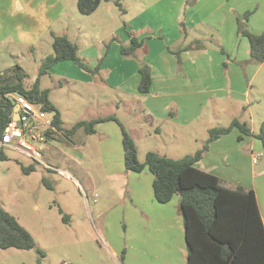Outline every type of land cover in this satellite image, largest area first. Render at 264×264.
<instances>
[{"label": "crops", "instance_id": "1", "mask_svg": "<svg viewBox=\"0 0 264 264\" xmlns=\"http://www.w3.org/2000/svg\"><path fill=\"white\" fill-rule=\"evenodd\" d=\"M111 1L119 12L110 6ZM120 2L121 7L116 0H103L95 12L78 18L83 23H77V18L66 16L69 14L66 0H0V72L17 64L21 66L16 59L21 56L18 47L34 53L38 43L47 36L53 40V34L66 35L78 45L79 56L89 70L66 60L55 64L40 78L41 88L50 90V99L60 110L64 130L80 120L116 115L134 138L139 155L140 144H154L152 139L158 143L147 151L169 157L173 156L171 152H181L187 144H194L187 155L202 148L208 139L209 129L214 127L207 121L211 111L214 116H228L230 124L240 105L247 104L245 108L251 118L247 122L257 132L254 107L260 110L264 104V62L250 61V42L238 32V17L251 12L248 28L254 33L263 32L264 0H196L192 4L187 0ZM210 27L216 35L208 31ZM73 28L85 38L88 47L82 49L79 37L72 33ZM133 37L143 42L142 47L137 56L126 57L122 46L130 45ZM209 38L217 42L221 52L207 46L205 40ZM238 41L244 46L243 53L236 50ZM187 46L191 47L186 49ZM177 51H180V63L174 53ZM49 54L41 55V64ZM140 61L151 67L152 85L148 93L139 91ZM45 77L52 79L53 88L46 85ZM32 84L25 82L27 88ZM65 89H71L78 96L67 100V108L84 112L70 127L64 121L60 98L56 97L65 96L62 92ZM81 99L87 102L84 104ZM122 111L133 123H126L121 117ZM110 122L118 124L115 120L100 122L95 133L99 125ZM120 131L122 135L121 127ZM106 132L105 128L101 129V133ZM78 133L89 135L83 129L69 137L61 132L56 135L71 143ZM240 134L234 128L211 142L197 166L217 175L225 186L254 190L264 223V163L259 159L254 162L257 153L259 158L264 156V143L251 135H243L239 140ZM1 147L11 148L0 143ZM51 147V158H54L58 151L54 150L55 146ZM49 150L43 149L45 154ZM131 196L144 216L153 219L154 214L153 220L159 221L154 245L162 238L163 244L157 246L159 250L153 246L151 252L167 255L176 248L186 262L180 196L175 195L172 201L163 204L168 205L166 208H158L149 200L150 194L141 196L132 192Z\"/></svg>", "mask_w": 264, "mask_h": 264}, {"label": "rangeland", "instance_id": "2", "mask_svg": "<svg viewBox=\"0 0 264 264\" xmlns=\"http://www.w3.org/2000/svg\"><path fill=\"white\" fill-rule=\"evenodd\" d=\"M76 1L66 0L69 6V14L66 16L70 15L73 19L77 18V23H83L78 19L83 18V15ZM112 3H109L110 6L119 12ZM249 13L250 18L253 14ZM208 29L216 35L215 29ZM72 33L76 35L74 37H79L77 40L82 49L88 47L79 31L73 28ZM244 40L247 42L246 37ZM205 41L209 48L221 52L214 39ZM225 46L229 49L228 45ZM37 47L34 53L23 46L18 47L21 56L16 59L28 73L25 80L28 83H34L39 75L41 55L53 53L51 37L42 39ZM236 50L238 53L244 52V46L239 41ZM51 80L45 77L46 85L53 88ZM62 92L65 96L55 95L60 98L64 121L70 127L84 112L77 110L76 113V109L67 108V100L78 96L71 89ZM81 102L85 104L87 100L81 99ZM245 106L247 104L240 105L235 117L250 123V113ZM260 108L254 107L256 131L261 119H264V104ZM51 114H47V119L51 118ZM208 116L207 121H211V126L229 124L230 118L225 114L214 116L211 111ZM121 117L126 123H133L123 111ZM98 128L94 134L78 133L71 143L57 133L45 142H37L28 137V141L35 147L50 149L47 154L44 153L46 164L12 148H4L6 157L0 159V207L16 216L31 232L36 246L33 249L0 248V264H186L185 258L180 256L176 248L167 255L151 252L153 246L155 249L163 244L162 238L159 243L156 240L154 245L159 221L153 220L154 214L153 219H149L139 211L132 200V192L140 193L141 196L152 195L149 200L154 201L158 208H166L168 205L155 199L154 175L148 168L140 173L126 169L119 125L110 122ZM104 128L107 134L101 133ZM146 143L140 144L141 162L145 161L148 147L158 142L152 139L154 144ZM51 146H55L57 149L54 150L58 151L54 158H51ZM193 147L194 144L189 143L181 152H171L172 157L181 158L192 151ZM256 155L259 157L258 153ZM259 161L263 164L264 156ZM31 165L35 167L34 170H29ZM145 207L147 209V205Z\"/></svg>", "mask_w": 264, "mask_h": 264}, {"label": "trees", "instance_id": "3", "mask_svg": "<svg viewBox=\"0 0 264 264\" xmlns=\"http://www.w3.org/2000/svg\"><path fill=\"white\" fill-rule=\"evenodd\" d=\"M103 0H77L81 14L90 15L97 10ZM196 0H187L188 4ZM116 4L121 7L120 0ZM250 13L238 17V32L250 42L251 62H264V31L254 33L248 28ZM53 53L43 60L39 75L30 88L25 86L28 74L19 65L0 72V140L5 127L12 120L14 104L8 93L20 92L33 101L42 110L52 113V124L56 130H47L49 139L61 132L66 137L79 129L88 134L96 132V125L107 120H115L122 130V145L126 169L142 172L148 168L154 175L153 190L155 199L162 204L172 201L175 195L180 196V211L183 217L184 235L187 245L186 264H264V223L254 190L231 188L222 184L221 179L197 166L209 144L232 129L243 135H251L264 143V120L257 132H254L247 121L235 117L228 126H214L209 129V136L202 148L193 154L181 158L161 155L155 151L146 153L145 161L139 160L138 146L127 128L116 115L103 116L91 120H80L70 129L64 130L60 110L50 99V90L42 89L40 78L57 63L72 60L83 69L89 68L79 56V47L66 35L52 36ZM143 42L136 37L130 45L122 46L126 57L137 56ZM191 46H187L190 48ZM180 63V51L174 52ZM96 69H98L96 67ZM95 71V69H90ZM141 79L139 91L150 92L152 72L149 64L140 61ZM4 148H0V159L5 158ZM30 166L29 170H34ZM61 212L63 210L61 209ZM36 246L31 232L25 228L16 216L0 207V248L33 249ZM41 255L44 252L38 249Z\"/></svg>", "mask_w": 264, "mask_h": 264}, {"label": "built area", "instance_id": "4", "mask_svg": "<svg viewBox=\"0 0 264 264\" xmlns=\"http://www.w3.org/2000/svg\"><path fill=\"white\" fill-rule=\"evenodd\" d=\"M8 95L16 100L19 106V116L14 118L13 115L12 120L5 127L3 137L0 140L1 145L9 146L40 163L46 164L44 151L28 141V137L37 142H45L47 140L46 131L48 129L56 130L52 124V118L47 119L49 113L42 110L25 95H17L15 92L8 93ZM42 124H44V127ZM258 159L259 157L254 158V162L256 163ZM64 264L72 263L65 262Z\"/></svg>", "mask_w": 264, "mask_h": 264}, {"label": "water", "instance_id": "5", "mask_svg": "<svg viewBox=\"0 0 264 264\" xmlns=\"http://www.w3.org/2000/svg\"><path fill=\"white\" fill-rule=\"evenodd\" d=\"M15 94L20 95L22 93L16 91ZM11 100H12V103L14 104V113L15 114L13 117L16 118L17 116H19V106L17 105L16 100L14 98H11ZM19 124H21V122H19Z\"/></svg>", "mask_w": 264, "mask_h": 264}]
</instances>
